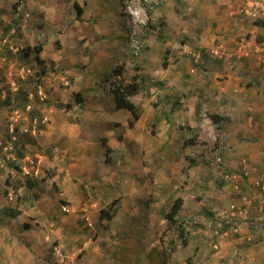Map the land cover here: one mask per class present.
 Here are the masks:
<instances>
[{"label":"rangeland","instance_id":"1","mask_svg":"<svg viewBox=\"0 0 264 264\" xmlns=\"http://www.w3.org/2000/svg\"><path fill=\"white\" fill-rule=\"evenodd\" d=\"M212 1L154 0L133 29L116 13L121 0H0V264H264V192L243 175L264 174V37L254 30L264 14L232 0L233 27ZM75 2L102 3L105 16L92 6L77 17ZM119 65L138 84L132 128L108 88ZM14 111L25 126L37 119L36 132L12 139ZM38 154L42 175L23 176L18 160Z\"/></svg>","mask_w":264,"mask_h":264},{"label":"clouds","instance_id":"2","mask_svg":"<svg viewBox=\"0 0 264 264\" xmlns=\"http://www.w3.org/2000/svg\"><path fill=\"white\" fill-rule=\"evenodd\" d=\"M153 1L154 0H151V2L148 4V2L147 1H145V0H143V3H142V0H139L138 2H141V3H138V4H133L132 2H130V0H121V3H122V5H121V7L119 6V4L118 3H116L117 4V6H118V11L116 12V13H120L125 19H126V23L127 24H131V23H133L131 26H130V28H135L136 26H144V25H146L147 24V22H148V14H149V12H150V15H152V11L154 10L155 11V9H156V7L153 5ZM253 1H256V2H253V3H251L250 5H248L249 7H248V11H249V14L248 15H251V16H253V15H257V14H259L261 11H260V9H259V5H260V3L257 1V0H253ZM108 2V0H106V2H104V4L105 3H107ZM258 4V5H257ZM102 5L103 4H101V7H102ZM262 7H263V4H262ZM76 8V7H75ZM83 9V8H82ZM133 11V12H132ZM153 11V12H154ZM76 12H77V17H79L78 15V10H77V8H76ZM84 14V9H83V13L81 14V15H83ZM105 15V14H104ZM83 18V17H82ZM86 19V18H85ZM84 19V20H85ZM94 19V18H93ZM127 19H129V20H127ZM130 22V23H129ZM107 29H111L110 27L109 28H107ZM133 29H131V30H133ZM130 30V31H131ZM111 31V30H110ZM110 31L108 32V34L110 33ZM137 33H138V29H135L132 33H130V36H129V41L130 42H132V44L134 45V46H137L135 49H133L131 52H132V55L134 56V57H136V56H138L139 54H140V52H141V49H142V47L144 46L143 45V43H141V44H136L137 43V41H135L134 40V38H133V36L134 35H137ZM248 51V50H247ZM214 53H216V52H214ZM169 55V54H168ZM248 55H249V51H248ZM169 60V59H168ZM166 60H164L163 62H165ZM167 64V63H166ZM122 67V69H123V72L121 73V74H118V73H115L114 72V70L116 69V68H118V67ZM114 70H113V79H112V81H109V86H108V88H109V90L110 91H113V96H112V99H113V102H112V104H113V107H114V109H117L116 108V103H115V100H116V98H115V91L116 90H118V88H121V90H123V88H124V86H126L127 84H129V83H137V82H128V83H124L123 82V73H124V66L123 65H119V66H117ZM78 92V91H77ZM131 96H133V95H130V96H128L127 98L130 100V97ZM78 101V100H77ZM85 101V97L83 96V101H81V102H79V103H82V102H84ZM130 101H132V100H130ZM99 102V101H98ZM133 102V101H132ZM134 103V102H133ZM122 109H124V108H122ZM117 110H120V109H117ZM125 110H127V109H125ZM129 111V110H128ZM130 112V111H129ZM131 113V112H130ZM140 117H141V115H140ZM131 118H132V114H131ZM140 119V118H139ZM138 119V120H139ZM137 120V121H138ZM136 121V122H137ZM135 122V123H136ZM130 128H132V127H130ZM247 167V166H246ZM246 167H244V172H243V175H244V178H246V180L248 181L247 182V184L249 185L248 186V188H249V190H258L259 188L258 187H256L255 186V181L258 179V178H261V177H263L264 178V174L262 175V176H258V177H250V178H248V176L250 175V172L246 169ZM246 172H247V174H246ZM233 176H236V175H233ZM236 177H238V176H236ZM238 182H239V180H237ZM261 189V188H260ZM262 192H264L263 190H261ZM245 198V197H244ZM235 207V206H234ZM233 206H232V208H234ZM247 208L248 207H245L243 210H241L240 209V211H239V213H241V215H244L245 213H247ZM235 209V208H234ZM236 214V212L235 211H232V215H235Z\"/></svg>","mask_w":264,"mask_h":264},{"label":"trees","instance_id":"3","mask_svg":"<svg viewBox=\"0 0 264 264\" xmlns=\"http://www.w3.org/2000/svg\"><path fill=\"white\" fill-rule=\"evenodd\" d=\"M17 5V3H15V6ZM75 6L78 10V16H80L82 13H83V9H82V6L78 3V2H75ZM257 25H260V26H263L264 27V18L262 19H258L256 20L255 22ZM36 51L37 53H40L42 51V48L41 46H38L36 47ZM30 52L29 48L28 49H25L24 51V56L28 55ZM36 60L38 61V63L40 64H44V60L41 59L39 57V54L36 55ZM167 62L165 61L164 64H166ZM43 73H46V70L43 69ZM115 73H118V74H121L123 72V69L122 67H118L114 70ZM138 91V84L137 83H129L127 84L126 86H124L123 90H121V88H118V90L115 91V103H116V108L117 109H127L131 112L132 114V118L128 121V125L129 127H134V124L135 122L140 118V111H139V108L132 102L130 101L127 97L130 96V95H134L136 94ZM26 96V95H25ZM76 99L81 102L83 101V96H82V93L80 91L77 92V95H76ZM27 98V96H26ZM174 106H179L177 105V102L174 103ZM174 109V108H173ZM210 116L212 117V120L217 124L219 125L222 121H228L229 120V117L227 116H220L219 114H215V113H212L210 114ZM195 141V137H192L190 138L189 140H186L185 141V144L188 145V144H193ZM106 151H110V148L107 147L106 148ZM183 203H184V199L182 197H177L173 203L171 204L169 210L167 211V213L165 214V218L167 219L168 221V224L171 225L172 223L176 222V219L178 217V214L183 206ZM103 217H108L109 219H112L113 216L111 215L110 212H108V210L106 209H102L101 210V218ZM24 227L26 229H28L30 227V224H27V223H24ZM184 243L187 244V240H184Z\"/></svg>","mask_w":264,"mask_h":264},{"label":"built area","instance_id":"4","mask_svg":"<svg viewBox=\"0 0 264 264\" xmlns=\"http://www.w3.org/2000/svg\"><path fill=\"white\" fill-rule=\"evenodd\" d=\"M148 2V4L151 2V0H145ZM248 13L249 11L246 10ZM247 42L246 40H242L241 45H240V50H243L246 52V55H248V51H247ZM259 52H262L264 54V47H257L256 49ZM259 60L262 61L264 63V58L263 56L260 55ZM31 105H28V109H30ZM45 121V120H44ZM37 119H34L33 122L31 123V126H25L23 124H21L20 121V115H19V111H14L11 117V122L9 125V136L14 139L17 140L18 139V135L22 134V133H35L37 130ZM43 159L44 157L42 155L37 156V158H33V157H23L20 158V160H18V164H19V170L21 172V174L23 176L26 177H32V178H37L40 175H42L43 167ZM247 174V172H246ZM255 186L258 188H261V190L264 191V178H258L255 181ZM234 207V206H233Z\"/></svg>","mask_w":264,"mask_h":264},{"label":"crops","instance_id":"5","mask_svg":"<svg viewBox=\"0 0 264 264\" xmlns=\"http://www.w3.org/2000/svg\"><path fill=\"white\" fill-rule=\"evenodd\" d=\"M215 1V0H214ZM236 1H239V0H235V2ZM246 1H248V2H251V3H253V2H256V1H253V0H240V2H246ZM258 1V0H257ZM92 2V1H91ZM259 2V1H258ZM87 3V4H86ZM212 3V5L211 6H218L219 4H226V6L227 7H222V9H218V11L217 12H215L214 13V15L217 17V22H219V21H223V20H227V19H230V20H234L233 21V27L234 26H237V22H238V20H239V15H238V13H237V10H236V8H235V5H234V7H233V10L231 11V5L233 4V1L232 0H216V2H214L213 3V1L211 2ZM260 3V2H259ZM101 4L102 3H97L96 5H92V6H97L98 7V10H99V12H98V14H99V17H104L105 15H104V8H102L101 7ZM81 6H82V8L84 9V14L85 13H88V11H89V7H92V6H90L89 5V3L88 2H85L84 4H80ZM213 9V8H212ZM101 10V11H100ZM224 11H226V13L224 12ZM261 13H262V15L264 14L263 12H260V15H261ZM222 14H224V16H221ZM237 14V15H236ZM216 19V18H215ZM225 26V25H224ZM228 27H229V25H228ZM255 28H254V30H256L258 33H260V34H262L261 35V37L263 38L264 37V27L262 26V28H261V26L260 27H258V26H254ZM231 29V28H230ZM229 34H232V33H229ZM255 35V34H254ZM256 36V35H255ZM216 39H217V37L216 38H213L212 39V42H209L212 46H213V44L214 45H216ZM226 40L228 41V39L226 38ZM224 51V50H223ZM212 52H216V53H219L220 52V50L218 49V47L216 48V49H214V50H212ZM211 71H212V73H215V70L213 69V67L211 66L210 68H209ZM257 72H259V71H257ZM216 74V73H215ZM215 81L216 82H218V79L217 78H215ZM222 89H224L223 87H221ZM221 94H223V93H221ZM224 94L226 95V96H230V98H231V94L230 93H228L226 90H224ZM96 99V98H95ZM100 100H101V98L100 99H98V101L100 102ZM84 103H86V105H85V107L86 106H88V105H90V104H88V100L87 99H85V101H84ZM101 107H102V104H101ZM102 109H103V107H102ZM87 112L89 111L88 109L86 110ZM86 112V113H87ZM259 116H258V114H255L254 116H252V121H254V122H249V125H250V127H251V130L252 131H254L255 133H257L258 131H259V127H260V124H259V122H257V119L259 120Z\"/></svg>","mask_w":264,"mask_h":264}]
</instances>
